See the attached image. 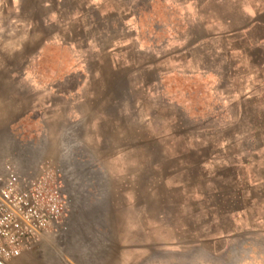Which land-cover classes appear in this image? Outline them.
<instances>
[{"label": "crops", "instance_id": "0c3cea01", "mask_svg": "<svg viewBox=\"0 0 264 264\" xmlns=\"http://www.w3.org/2000/svg\"><path fill=\"white\" fill-rule=\"evenodd\" d=\"M158 3L181 36L147 34ZM246 27L264 44V0H0V178L49 166L68 197L66 230L10 264H207L208 201L176 166L185 132L161 81L195 73L197 52L216 74Z\"/></svg>", "mask_w": 264, "mask_h": 264}, {"label": "rangeland", "instance_id": "374dc122", "mask_svg": "<svg viewBox=\"0 0 264 264\" xmlns=\"http://www.w3.org/2000/svg\"><path fill=\"white\" fill-rule=\"evenodd\" d=\"M151 15L145 30L158 41L186 30L177 10L158 3ZM249 29L251 38L263 33ZM249 29L225 44L222 60L213 62L216 74L200 73L197 52L195 73L165 74L161 81L181 116L176 132H185L176 138V166L188 169L192 191L208 201L207 264H264V44L248 40Z\"/></svg>", "mask_w": 264, "mask_h": 264}, {"label": "built area", "instance_id": "2783aa9c", "mask_svg": "<svg viewBox=\"0 0 264 264\" xmlns=\"http://www.w3.org/2000/svg\"><path fill=\"white\" fill-rule=\"evenodd\" d=\"M58 170L44 166L35 175L9 169L0 178V259L20 256L45 230H66L67 194Z\"/></svg>", "mask_w": 264, "mask_h": 264}, {"label": "water", "instance_id": "95a60500", "mask_svg": "<svg viewBox=\"0 0 264 264\" xmlns=\"http://www.w3.org/2000/svg\"><path fill=\"white\" fill-rule=\"evenodd\" d=\"M0 264H8L6 261L0 259Z\"/></svg>", "mask_w": 264, "mask_h": 264}]
</instances>
